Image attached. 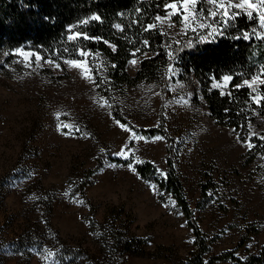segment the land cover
<instances>
[{
    "label": "rangeland",
    "instance_id": "rangeland-1",
    "mask_svg": "<svg viewBox=\"0 0 264 264\" xmlns=\"http://www.w3.org/2000/svg\"><path fill=\"white\" fill-rule=\"evenodd\" d=\"M203 5L197 9L207 15L212 6ZM154 23L166 37L162 71L129 85L108 83L106 59L87 48L71 58L44 55L39 62L29 47L0 49V264H178L192 247V230L171 195L135 170L136 163L150 161L161 176L168 143L185 200L208 239L205 256L231 250L245 259L264 244V140L258 138L264 117L237 127L216 121L196 79L186 81L178 67V44L212 40L224 26L209 35L207 27L185 30L180 16L171 18V27L156 19L148 25ZM80 50L89 53L86 63L99 87L66 63L85 60ZM20 52L33 55L25 61ZM152 53L141 49L135 65L130 56L128 72ZM224 76L212 86L224 89ZM104 100L111 106L101 107ZM159 119L168 143L155 140L161 134L135 129ZM133 131L145 139H134ZM250 131L257 134L252 148L242 142ZM125 146L131 149L125 162L106 160ZM20 229L28 238L17 246L12 240ZM221 263L236 264L230 258Z\"/></svg>",
    "mask_w": 264,
    "mask_h": 264
},
{
    "label": "trees",
    "instance_id": "trees-1",
    "mask_svg": "<svg viewBox=\"0 0 264 264\" xmlns=\"http://www.w3.org/2000/svg\"><path fill=\"white\" fill-rule=\"evenodd\" d=\"M169 1L0 0V49L10 51L18 46L29 47L40 56L71 58L77 56L78 48H87L101 53L106 59L103 73L108 83L129 85L143 77H156L162 71L160 63L166 58V37L158 29L145 31L144 28L157 15L164 13V5ZM203 7L207 9L206 4ZM255 15L254 12L253 16ZM94 16H99L100 19H91ZM83 21L88 22L82 23ZM256 24V19H248L246 14H241L228 25H223L222 32L214 39L185 41L177 46L181 77L192 82L193 76L208 113L216 121L232 124L234 127L245 126L248 122L264 117V101L257 107L249 101L250 89L235 87L242 77L250 75L258 67H264V41L255 38L237 39ZM75 33H80V37L69 39ZM84 35L90 39H83ZM144 41L149 42L148 48L153 53L139 60L134 73L128 72L130 53L135 49H143ZM222 74L230 75L233 79L221 90L212 86L211 81ZM260 91L264 94V85L260 86ZM159 120L154 126L134 128L144 134H161L168 143V133L163 127L162 119ZM173 155V147L168 143L164 153L166 175L159 176L150 161L136 163L135 170L142 177H150L157 187L171 195L192 230V247L178 264H222L221 261L228 258L236 264L264 262V244L257 253H250L245 259L232 255L231 250H221L205 256L209 248L208 239L203 236L185 200L183 186L173 165ZM106 160L126 161L110 154L106 155ZM26 236L28 233L20 229L12 243L20 246L19 240ZM125 247L131 249L129 244H125Z\"/></svg>",
    "mask_w": 264,
    "mask_h": 264
},
{
    "label": "snow or ice",
    "instance_id": "snow-or-ice-1",
    "mask_svg": "<svg viewBox=\"0 0 264 264\" xmlns=\"http://www.w3.org/2000/svg\"><path fill=\"white\" fill-rule=\"evenodd\" d=\"M198 4H208L211 5V9L207 10V15H205V9L200 8L197 9ZM165 15L162 17L160 15L156 16V21L159 22L161 25L165 24L166 22L169 23V26L171 27V18L173 16H180L181 18V24L185 28V30L191 29L192 31H196L197 28L203 29L205 27L211 29L209 32V35H212L214 33H217L220 31L219 25H228L232 20L236 18V16L241 14H246L249 18L256 19L257 24L255 27L252 28V30L245 31L242 33L241 36L237 37V39L243 38L244 40H250V39H258L261 41H264V0H172L170 3H165ZM171 11H168V10ZM233 9H237L239 11H233ZM256 13L255 17L253 16V13ZM219 17V19H217ZM91 19L93 20H99V16H94ZM211 20L213 23H208V21ZM88 21H83L82 23H87ZM216 24L217 26H213ZM156 24L148 25L144 28L145 31H149L151 29L156 28ZM119 27V26H117ZM80 37V33H75L69 37V39H77ZM83 39H90L89 36L84 35ZM144 47H150V44L148 41L143 42ZM140 49H135L133 52L130 53L132 57H134L130 63L132 65H135L137 63V59L135 58L137 55V52H139ZM20 55H22L25 59V61H28L29 58L33 55L32 53H26V52H20ZM79 55L81 57H84L85 60H69L66 61L67 64L72 66L73 68L82 69L83 72L88 73L84 76L85 79H91L94 84H96L97 87L100 85L96 82L95 76L91 75V68L86 63V58L89 55L84 50H80ZM169 57H172V53L169 52ZM42 57L39 55L35 56V61L39 62L41 61ZM48 63H54V61H48ZM37 66H39L37 64ZM56 68H59V64H55ZM169 73L173 72V68L168 69ZM233 79L230 75H225L223 77L224 86L227 85V82L231 81ZM264 85V67L260 69V71L256 74H253L250 78H246L242 81L240 85H235V87H247L250 89L249 93V101L253 104H255L257 107L261 106L262 101H264V94L260 91V86ZM221 84H216L214 87H221ZM228 95H231V93H227ZM186 103V101H184ZM111 105L108 104L107 100H104L103 104H101V107ZM117 124L124 128L126 131H131L130 128H128L125 124H121L120 121H116ZM64 128H69L71 131L72 128L70 125H63ZM249 129H251V124L248 125ZM76 131H79V129H76ZM131 135L136 140H143L145 139L142 136H139L134 131L131 132ZM257 135L256 133H253L250 131L249 137L247 141H242L246 144L248 148H252L253 144L251 142L252 136ZM261 140H264V136L258 137ZM164 137L156 136L155 140H163ZM131 151V149L127 148L125 146L121 149L120 152L116 153L117 155L128 159V153ZM115 167L116 165H111ZM130 168H133V165L129 163L128 165ZM134 170V168H133ZM161 175H166L161 171ZM82 203V201H81ZM51 255V253H49Z\"/></svg>",
    "mask_w": 264,
    "mask_h": 264
}]
</instances>
